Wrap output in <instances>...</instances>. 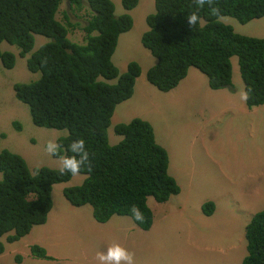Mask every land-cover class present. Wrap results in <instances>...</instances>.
Segmentation results:
<instances>
[{"label": "trees", "instance_id": "1", "mask_svg": "<svg viewBox=\"0 0 264 264\" xmlns=\"http://www.w3.org/2000/svg\"><path fill=\"white\" fill-rule=\"evenodd\" d=\"M137 1L121 0V7L130 11ZM61 2L68 8L85 6L90 13L79 28L80 45L67 38L68 28L74 25L55 20ZM216 5L221 17L240 25L264 17V0H216ZM153 7V14L145 17L147 31L140 37V45L155 60L145 75L150 86L167 93L193 68L205 77L208 89H224L230 84L229 60L235 57L243 89H252L244 102L246 108L264 103V39L234 33L211 15L207 6L199 10L201 19L192 30L186 17L197 10L193 0H154ZM131 27L128 15L114 16L109 0H0V43L14 46L17 56L23 58L32 49L33 35L48 40L26 58V70L38 78L13 84L15 99L27 107L33 126L66 131V136L57 139L61 152L82 138L90 154L91 170L82 168L80 175L85 178L79 186L63 189V198L72 207L90 206L96 223L104 224L112 216L127 217L136 228L148 231L152 217L146 199L162 204L177 195L179 188L167 174V154L155 143L146 121L135 118L115 125L113 132L121 140L114 146L107 143L114 108L131 97L140 74L132 62L119 75L110 61L118 36ZM14 60L10 52H0L3 69L10 70ZM11 126L19 131L17 122ZM30 171L20 156L0 150V237L6 235V243L44 225L52 208V186L72 177L60 175L58 169L40 167L38 175L37 168ZM134 204L144 213L142 223L129 211ZM213 210L211 202L201 206L205 217ZM244 240L247 256L240 264H264V210L245 225ZM29 253L35 259L46 258L37 245H32Z\"/></svg>", "mask_w": 264, "mask_h": 264}, {"label": "rangeland", "instance_id": "2", "mask_svg": "<svg viewBox=\"0 0 264 264\" xmlns=\"http://www.w3.org/2000/svg\"><path fill=\"white\" fill-rule=\"evenodd\" d=\"M109 1L114 16L126 14L132 19L131 29L118 36L110 61L119 75L132 62L140 74L131 97L114 108L107 143L114 146L121 140L113 132L115 125L135 118L149 123L155 143L167 154V174L179 193L162 204L148 197L152 222L148 231H141L127 217L112 216L99 224L93 220L90 206H70L62 190L79 186L85 178L72 176L52 186V208L44 225L32 227L12 243L0 237V264H99L96 253L114 242L135 254V264H240L247 256L244 227L264 210V104L245 108L239 96L243 84L235 57L229 60L230 84L222 90L208 89L205 77L189 68L174 89L158 92L145 79L155 60L140 45V37L147 31L145 17L154 12V0H138L130 11L122 9L121 0ZM65 3H60L55 20L74 25L71 30L67 27V38L80 45L79 28L90 13L85 6L74 9ZM218 21L238 35L264 39V17L244 25L228 17ZM47 42L33 35L32 49L23 58L17 56L14 46L0 43V52H10L15 59L10 70L0 65V134L5 136L0 138V150L20 156L29 171L37 166L57 170L58 160L45 152V144L50 138L66 136L65 130L33 126L27 107L12 91L13 84L38 78L26 70L25 60ZM12 122H17L19 131L12 128ZM207 202L214 205L209 217L201 213ZM32 245L41 247L46 258L31 257Z\"/></svg>", "mask_w": 264, "mask_h": 264}, {"label": "clouds", "instance_id": "3", "mask_svg": "<svg viewBox=\"0 0 264 264\" xmlns=\"http://www.w3.org/2000/svg\"><path fill=\"white\" fill-rule=\"evenodd\" d=\"M193 3L195 4L197 10L191 12L186 17L187 23L192 30L196 27L201 19L198 14L199 10L204 8L205 6L209 8L211 15L217 18L221 17V9L216 5V0H193ZM251 93V88L241 89L239 93L241 101L246 103L249 100ZM61 148L62 145L58 143L55 137L50 138L45 144V152L50 156L56 157L58 160V173L60 175L63 176L71 174L72 176H77L81 173L82 168H87L89 171L91 170L92 163L90 160V154L86 148V142L84 139L80 138L73 140L68 145V147L64 149V152H61ZM66 153H71V155H68ZM35 174H39L38 166ZM129 211L131 212L132 218L135 221H139L141 223L144 222L145 216L144 213L140 210L139 206L134 204L131 206ZM10 235H12V233H10ZM95 259L99 262V264H135V254L129 252L125 247L121 246L117 242H114L110 246H107L106 250L98 251L96 253Z\"/></svg>", "mask_w": 264, "mask_h": 264}]
</instances>
